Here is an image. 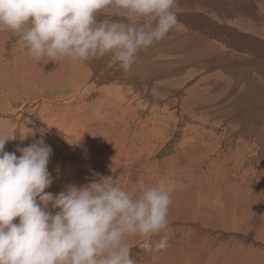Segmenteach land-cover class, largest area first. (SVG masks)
<instances>
[{
    "label": "bare ground",
    "instance_id": "1",
    "mask_svg": "<svg viewBox=\"0 0 264 264\" xmlns=\"http://www.w3.org/2000/svg\"><path fill=\"white\" fill-rule=\"evenodd\" d=\"M175 12L178 25L128 73L110 57L35 62L0 33V108L51 79L55 97L30 128L52 148L54 197L110 175L129 190L182 184L167 248L130 241L136 264H264V0H178Z\"/></svg>",
    "mask_w": 264,
    "mask_h": 264
},
{
    "label": "clouds",
    "instance_id": "2",
    "mask_svg": "<svg viewBox=\"0 0 264 264\" xmlns=\"http://www.w3.org/2000/svg\"><path fill=\"white\" fill-rule=\"evenodd\" d=\"M177 2L0 0V33L35 62L110 57L128 73L141 51L178 25ZM15 138L0 132V264H136L130 241L145 252L167 248L168 191L142 181L129 190L110 175L54 197L46 191L54 183L52 148L40 139L17 148L18 157L4 151Z\"/></svg>",
    "mask_w": 264,
    "mask_h": 264
},
{
    "label": "rangeland",
    "instance_id": "3",
    "mask_svg": "<svg viewBox=\"0 0 264 264\" xmlns=\"http://www.w3.org/2000/svg\"><path fill=\"white\" fill-rule=\"evenodd\" d=\"M239 32H241V31H239ZM262 40H264V39H261L260 41L264 42ZM245 41L248 44H252V41H250L249 39H246ZM44 75H48V74L44 73ZM49 83H50V85H49ZM31 85H32L33 89H32V92H30L31 94H29V96L31 95L32 97H28V98H24L25 96L21 97V99H19L17 102L18 104L15 103L14 105H11V107H10L11 111H10V108L3 107L4 110H3V108L2 109L0 108L1 109L0 110V124H1L0 130H2L4 132H6V130H7V132H14V135L16 137L14 140H10L5 144V148H4L5 152H9V153L15 152L22 141L34 142L35 139H37L38 136H37L36 129L30 128V127H33V124L30 122V120L34 117L33 112L35 109H37V106L41 102L42 98L55 97L54 90H56V89L51 84V79H45V80L44 79H38L37 81H32ZM38 89H39V91H38ZM46 89H48V90H46ZM2 101H3V99H2ZM48 102L49 101L46 100L43 103L48 104ZM12 111L16 112V113H13ZM27 113H29V114H27ZM137 115L141 116L142 118L148 117L151 115V112L146 110V109H143L141 106H137ZM165 135H167L168 138H171L170 133H166ZM22 145H24V144H22ZM166 153L167 154L169 153L168 146H166L164 148L161 155L165 156V155H167ZM176 184L174 185V188L176 189V191L175 192L170 191V194L173 195V197L175 196V193L176 194H177V192L179 193L180 188L182 187V184H179V183H176ZM176 186H178V187H176ZM183 192H184V190H182L180 193H183ZM220 240H222V239H220ZM262 248L264 249L263 246H262Z\"/></svg>",
    "mask_w": 264,
    "mask_h": 264
}]
</instances>
